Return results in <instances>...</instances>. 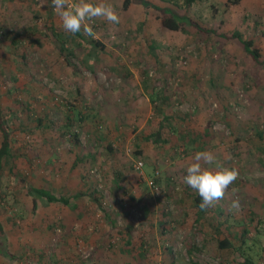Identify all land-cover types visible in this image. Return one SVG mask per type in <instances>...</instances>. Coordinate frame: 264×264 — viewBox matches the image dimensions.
Returning a JSON list of instances; mask_svg holds the SVG:
<instances>
[{
    "label": "rangeland",
    "instance_id": "rangeland-1",
    "mask_svg": "<svg viewBox=\"0 0 264 264\" xmlns=\"http://www.w3.org/2000/svg\"><path fill=\"white\" fill-rule=\"evenodd\" d=\"M149 1L214 32L187 23L166 31L141 4L90 0L112 4L120 23L89 21L94 36L82 34L103 50L89 57L74 37L75 56L45 37L48 22L71 34L51 0H0V105L11 153L2 165L0 264H91V257H100L95 264H239L232 247H218L224 237L235 246L243 239L264 264V0ZM234 31L252 39L261 63L237 38L220 37ZM73 107L106 120L69 123ZM162 114L170 117L164 137L192 131L187 149L146 139ZM198 151L239 171L225 198L203 211L183 183ZM76 154L84 158L78 166ZM29 185L67 197L87 188L97 200L76 198L78 211L60 202L33 208ZM232 189L241 197L238 213L228 211Z\"/></svg>",
    "mask_w": 264,
    "mask_h": 264
},
{
    "label": "trees",
    "instance_id": "trees-1",
    "mask_svg": "<svg viewBox=\"0 0 264 264\" xmlns=\"http://www.w3.org/2000/svg\"><path fill=\"white\" fill-rule=\"evenodd\" d=\"M43 0H40V5L42 4ZM192 0H186L187 3H190ZM141 4L144 6L146 11L149 9H152L155 11L156 18L159 20L160 25L162 29L166 31H180L183 29V24L187 23L191 26H193L197 31H202L205 34H210L214 32V30L211 29H206L202 28L199 25H197L193 20H191L189 17H187L184 14L179 13L176 9L170 7V6H159L155 3H152L149 0H123V8H126L129 4ZM52 7V6H51ZM46 26L50 29L51 35L48 34V32L45 34V37L50 38L52 36V39L56 40L58 42V46L60 47V53L65 52V50L70 52L71 54L78 56L76 53V50L73 49L75 46V43H73V38L74 37H79L81 38V41L78 42V49L84 50L87 49L90 52L88 54L89 57H96L98 52L103 50L102 45L99 43L97 39H94L93 37H90L89 40L85 37V35L82 34V31L76 33V34H63L61 31L54 27L51 22H48ZM40 30H35L36 34L38 35V32ZM7 36H9L8 32L5 33ZM41 36V35H40ZM40 36H36L37 39H40ZM18 37V36H17ZM220 37L222 39H232L237 38L243 45V49L245 50L246 53H248L251 57V59L256 63L259 64L262 61L260 60V53L259 49L256 47L252 39H247L243 38L241 34L238 31H234L231 34H226V33H221ZM11 42L13 44H16V46H19V41L16 38H12ZM101 45V46H100ZM68 48V49H67ZM92 50V52H91ZM17 54V47L14 48L13 51V56L16 58L17 61L22 59L24 57L23 53H20L18 57H16ZM87 56V57H88ZM156 58V55H153ZM92 62V61H91ZM16 67H17V62H16ZM91 68V66H89ZM93 69V68H91ZM94 71V70H93ZM153 98V97H152ZM153 100V99H152ZM163 100H167L165 97ZM76 108H72L71 113L72 114H67L66 115V120L69 123H73L75 119H79L80 121H83L84 123L88 124H97V123H104L106 120V117L100 114L99 112L93 111L92 109L87 110L85 113L82 111V108L75 110ZM170 120L169 115H163L161 117V120L159 121V127L157 131L151 133L150 136L146 137L147 140H150L151 142L158 143V141L162 145H167L171 144L173 147L177 145V147H180L181 143L185 144V149L190 146L189 140H190V134L192 131L190 129H184L177 131L174 135H169L168 137H164L162 135L163 128L168 125V121ZM41 123V120H39V124ZM8 120L6 117H4L3 113V108L0 105V131L2 133V141L0 143V186H1V179H2V165H3V160L6 156L11 157L10 153V147H9V136H10V130L8 128ZM208 136V135H207ZM153 137V138H152ZM72 140L75 142V144H79V138H78V133H73L72 134ZM152 138V139H151ZM181 141V142H180ZM191 141V140H190ZM84 158L80 156L79 154H76L75 159H74V166L81 165L83 163ZM14 168H12L13 170ZM123 186V181H119L116 188L122 187ZM27 194L31 197L32 203H33V208H36L39 202L42 203H51V202H60L64 205L69 206V208L78 211L79 209V203L76 202V198L81 199L82 197L87 196V198H91L93 200H97V197L94 196V193L88 191L86 188L85 190L79 189L78 191H75L73 193V197H67L63 195L62 193L57 195L53 193L50 189L43 188V187H36L29 185L27 188ZM2 197V195H1ZM74 198V200H73ZM192 198V207H197L198 211H203L205 209L200 208V204L202 202L198 192L195 193L194 196H191ZM73 200V201H72ZM210 208V207H209ZM2 224L0 223V234L2 232ZM1 237V235H0ZM241 243L237 246L233 245L232 242L228 240L227 237H224L221 239L218 243V247L220 249L225 248V247H232V249L237 253L239 256H241V261L239 264H257L255 262V259L251 253L246 251L243 248L244 240H240ZM4 254L11 259V254L8 253L7 251L4 252Z\"/></svg>",
    "mask_w": 264,
    "mask_h": 264
},
{
    "label": "clouds",
    "instance_id": "clouds-1",
    "mask_svg": "<svg viewBox=\"0 0 264 264\" xmlns=\"http://www.w3.org/2000/svg\"><path fill=\"white\" fill-rule=\"evenodd\" d=\"M57 16L60 18L62 28L71 34L83 29L88 36H94L89 21L100 18L110 24H119L120 17L110 3H93L90 0H51ZM215 165L207 167L206 165ZM239 178L236 168H229L219 163L210 151H198L191 157L186 167L183 183L197 191L202 202L201 209L214 207L225 198V193ZM233 199L228 205L229 212L238 213L241 210V197L236 189H232Z\"/></svg>",
    "mask_w": 264,
    "mask_h": 264
},
{
    "label": "built area",
    "instance_id": "built-area-1",
    "mask_svg": "<svg viewBox=\"0 0 264 264\" xmlns=\"http://www.w3.org/2000/svg\"><path fill=\"white\" fill-rule=\"evenodd\" d=\"M141 166H142V162H137V164L135 165V167L137 169H139ZM148 184L151 185V186H154L155 185L153 180H149L148 181Z\"/></svg>",
    "mask_w": 264,
    "mask_h": 264
},
{
    "label": "crops",
    "instance_id": "crops-1",
    "mask_svg": "<svg viewBox=\"0 0 264 264\" xmlns=\"http://www.w3.org/2000/svg\"><path fill=\"white\" fill-rule=\"evenodd\" d=\"M138 256H139V255H138ZM99 260H100V257H99V258H97V259H96V258H95V259H93V257H91L90 259L86 260L85 262H88V261H89V262H91V264H92V263H93V264H95L94 262H97V263H98V262H99ZM100 261H101V260H100Z\"/></svg>",
    "mask_w": 264,
    "mask_h": 264
}]
</instances>
